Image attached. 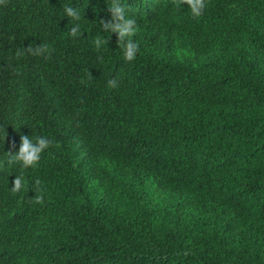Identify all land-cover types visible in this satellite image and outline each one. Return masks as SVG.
Listing matches in <instances>:
<instances>
[{"label":"trees","instance_id":"obj_1","mask_svg":"<svg viewBox=\"0 0 264 264\" xmlns=\"http://www.w3.org/2000/svg\"><path fill=\"white\" fill-rule=\"evenodd\" d=\"M112 2L0 5V264H264V0Z\"/></svg>","mask_w":264,"mask_h":264},{"label":"clouds","instance_id":"obj_2","mask_svg":"<svg viewBox=\"0 0 264 264\" xmlns=\"http://www.w3.org/2000/svg\"><path fill=\"white\" fill-rule=\"evenodd\" d=\"M177 5L187 4L190 10V15L193 18L198 19L202 16L204 9L206 8V0H175ZM5 4V0H0V5ZM68 16L75 19H79V16L75 10L71 7L65 9ZM109 11L112 13V22L103 23L105 30L110 31L111 33L118 34V46L121 47L124 51V59L127 62H131L136 58V53L138 52V45L133 43L131 37L136 34L138 27L135 19L125 17V8L120 4V0H115L112 2ZM78 27H74L70 30V34L75 36L77 34ZM105 43L101 39L97 38L95 44L97 48ZM27 51L34 56H42L45 53H49L48 45H38L33 48L31 45L27 47ZM23 53L21 50L17 51V56H21ZM91 73H89V77ZM108 86L110 88H116L118 86L117 79H111L108 81ZM21 143L18 152L15 154H10L8 159L9 164H20L23 168H32L36 167L39 163L40 156L42 152L53 145V141L47 137L37 136L35 142L26 135H22ZM12 192H19L22 187L21 177H16L13 181ZM39 183V181H37ZM35 203H43V196H37Z\"/></svg>","mask_w":264,"mask_h":264}]
</instances>
